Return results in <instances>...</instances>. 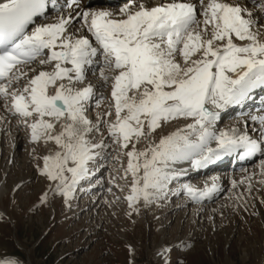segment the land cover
Returning a JSON list of instances; mask_svg holds the SVG:
<instances>
[{
	"label": "snow or ice",
	"instance_id": "1",
	"mask_svg": "<svg viewBox=\"0 0 264 264\" xmlns=\"http://www.w3.org/2000/svg\"><path fill=\"white\" fill-rule=\"evenodd\" d=\"M257 88L264 0H0V124L8 132L15 120L34 152L45 149L33 157L47 181L40 204L51 194L71 207L102 169L109 192L127 188L129 216L181 193L213 198L216 178L195 187L183 177L226 155L264 153V109L219 127ZM258 167L264 177V159ZM245 183L250 193L251 176L231 181L238 207ZM185 246L161 245L160 264H183L172 253Z\"/></svg>",
	"mask_w": 264,
	"mask_h": 264
},
{
	"label": "rangeland",
	"instance_id": "2",
	"mask_svg": "<svg viewBox=\"0 0 264 264\" xmlns=\"http://www.w3.org/2000/svg\"><path fill=\"white\" fill-rule=\"evenodd\" d=\"M33 148L15 120L8 132L0 124V258L15 256L25 264H160L161 245L184 242L172 253L183 264H264V177L258 167L264 156L247 167L253 170L251 192L245 191L247 183L234 190L244 194L243 207L236 204L229 178L201 207L181 193L147 207L141 202L139 213L129 216L123 199L128 190L111 186L108 191V169L71 207L51 194L40 204L47 181L37 174L33 157L45 149ZM239 174L234 172L232 180L238 176L239 181ZM202 178L183 182L196 186ZM117 182L123 184L119 176Z\"/></svg>",
	"mask_w": 264,
	"mask_h": 264
},
{
	"label": "bare ground",
	"instance_id": "3",
	"mask_svg": "<svg viewBox=\"0 0 264 264\" xmlns=\"http://www.w3.org/2000/svg\"><path fill=\"white\" fill-rule=\"evenodd\" d=\"M83 2L84 3H87V4H90V6L92 7V8H115V7H117L116 5H112V4H101V3H96V4H94V3H89L88 1H86V0H83ZM100 4V5H99ZM92 5H94V6H92ZM238 120H240V119H236V120H234V123H236ZM224 125V124H223ZM4 126V125H3ZM228 126H231V125H226L225 127H228ZM219 127H221V126H219ZM256 160V159H255ZM255 160L254 161H252V162H255ZM218 161V160H217ZM251 162V163H252ZM211 164H213V163H211ZM211 164H209V165H211ZM250 164V163H249ZM247 165V164H246ZM185 167H187V165H185ZM249 167V166H248ZM247 167H245V165H244V168L242 167V168H239L238 170H234V172L237 174L238 172H240V174H241V176H240V174H239V180L241 179V178H243V177H245L246 175H248V176H252L253 174H252V168L251 169H249V168H247ZM219 169V168H218ZM241 169V170H240ZM249 169V170H248ZM194 170L196 171V169H189L188 170V173H190L191 175H193L192 177H196V176H199V175H201L202 174V172L201 173H199L198 175H194V174H196V173H192V172H194ZM238 171V172H237ZM233 172V173H234ZM228 175L229 174H227L226 175V177H227V179H229V177H230V181H232V175L233 174H231L229 177H228ZM185 177H183V179H184ZM188 178H190V177H188ZM212 178H216V183L219 185V188H220V191L222 192V190H224L225 189V187H226V185H228V184H226L224 181H222L221 179H220V174H218V175H216V173L215 174H213V175H211V176H208V178H206V179H203L202 181H201V184L199 185H196L195 187H203V185L205 184V182H208V183H211V180H212ZM238 179V176L236 177V180ZM235 180V179H234ZM230 184H231V182H230ZM1 186V185H0ZM4 187V186H3ZM92 187V186H91ZM1 189H2V186H1ZM220 191L218 192V193H216V194H214L213 195V198L214 197H216V195L218 194L219 195V193H220ZM187 198V197H186ZM212 199V198H211ZM210 199H204V200H202V201H200V202H198V203H206L207 201H209ZM187 201H190V199L189 198H187ZM192 201V200H191ZM197 203V202H196ZM199 207H201L202 206V204L201 205H198Z\"/></svg>",
	"mask_w": 264,
	"mask_h": 264
}]
</instances>
